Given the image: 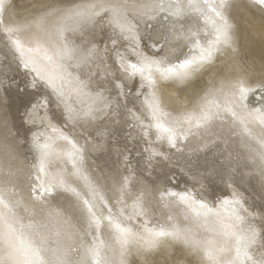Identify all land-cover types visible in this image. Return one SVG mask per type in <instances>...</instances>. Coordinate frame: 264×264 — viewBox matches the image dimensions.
I'll return each mask as SVG.
<instances>
[{"label": "snow or ice", "instance_id": "1", "mask_svg": "<svg viewBox=\"0 0 264 264\" xmlns=\"http://www.w3.org/2000/svg\"><path fill=\"white\" fill-rule=\"evenodd\" d=\"M246 15L264 0H0V264H264Z\"/></svg>", "mask_w": 264, "mask_h": 264}, {"label": "bare ground", "instance_id": "2", "mask_svg": "<svg viewBox=\"0 0 264 264\" xmlns=\"http://www.w3.org/2000/svg\"><path fill=\"white\" fill-rule=\"evenodd\" d=\"M251 20L255 21L257 24H259V21L255 18L250 17L249 15H247ZM261 36L260 38H255L249 31L248 29H246V27L243 26V24H241L239 22V31H238V36H239V43L241 46L242 50L248 51L249 53L258 56L262 47H264V31L261 29L260 30ZM149 41L147 40V38H145V43H148ZM13 94H15V89H13ZM12 114L15 116V121L18 124L19 123V117L18 114H16L15 112V106H13L12 108ZM24 148H26L27 146H23ZM17 153L19 155V160L20 161H24L25 160V153L23 151V148L21 149H17ZM0 161H3L4 165H5V169L7 168V160L4 159V157L2 156V154H0ZM201 162H203V160H201ZM13 164H16V162L14 161Z\"/></svg>", "mask_w": 264, "mask_h": 264}, {"label": "rangeland", "instance_id": "3", "mask_svg": "<svg viewBox=\"0 0 264 264\" xmlns=\"http://www.w3.org/2000/svg\"><path fill=\"white\" fill-rule=\"evenodd\" d=\"M18 2L23 3L26 2V0H18ZM238 20L255 38H260V30L262 29L264 31V28H262L260 24H257L255 21L251 20L247 15L244 17H239ZM250 24L252 25L251 27L249 26Z\"/></svg>", "mask_w": 264, "mask_h": 264}]
</instances>
